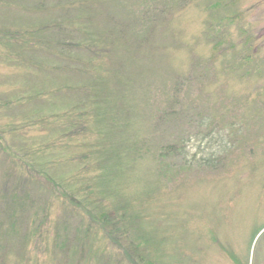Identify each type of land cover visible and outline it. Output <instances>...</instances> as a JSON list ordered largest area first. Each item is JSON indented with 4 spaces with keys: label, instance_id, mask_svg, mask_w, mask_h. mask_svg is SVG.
<instances>
[{
    "label": "rangeland",
    "instance_id": "rangeland-1",
    "mask_svg": "<svg viewBox=\"0 0 264 264\" xmlns=\"http://www.w3.org/2000/svg\"><path fill=\"white\" fill-rule=\"evenodd\" d=\"M84 5L78 6L84 28L103 38L112 28L124 30L125 38L132 35V19L143 10L154 28L142 38L147 42L143 50L114 44L109 37L106 57L97 60L89 58L92 49L69 46V54L81 62L34 57L30 44L0 45V196L18 186L16 196L22 190L48 206L44 219L35 220L37 235L25 250L18 252V237L19 242L0 253V264H76L78 252L65 260L52 252L50 227L62 218L64 200L62 191L53 190L36 171L45 168L51 177L79 188L82 179L91 181L100 174L91 164L101 167L104 161L108 168L103 182L112 187L111 202L125 204L127 214L138 217L146 251L156 264H264V0H86ZM32 9L34 0H4L0 29L20 31L34 42V28L48 17L34 16ZM208 34L213 43L226 42L217 44L215 52ZM235 52L239 58L250 54L249 64L233 59ZM117 62L124 65L126 86L119 109L108 119L110 100L97 94L102 76H94L93 69ZM86 65L88 73L81 71ZM173 95L179 101L174 109L185 117L156 122L170 111ZM206 108L218 125L198 129L196 113L208 115ZM90 114L93 118L86 121ZM79 117L83 123L65 141L63 133ZM134 139L146 140L147 155H135L133 166L129 142ZM83 142L91 144L72 149ZM173 144L184 146L186 160L166 151L157 158L160 147ZM222 144L228 146L226 153L215 156L223 162L213 169L196 165ZM86 185L91 184L82 189ZM87 191L83 189L77 203L86 199ZM91 224L96 236L80 264H114L124 256L122 249ZM112 229L107 227V233ZM125 260L120 264H127Z\"/></svg>",
    "mask_w": 264,
    "mask_h": 264
},
{
    "label": "trees",
    "instance_id": "trees-1",
    "mask_svg": "<svg viewBox=\"0 0 264 264\" xmlns=\"http://www.w3.org/2000/svg\"><path fill=\"white\" fill-rule=\"evenodd\" d=\"M3 1L4 0H0V4ZM84 3H86V0H34V9H32L34 11V16L41 14V15H47L48 17V19L46 18L47 20L44 21V23H38V25L34 28V32H33L34 42L33 39L26 40L23 35L24 33L20 31L11 32L9 29H0V45L6 48L8 44L15 45L17 43L21 47H25L26 45L30 44L34 46V57L41 58L43 56L44 58L45 55L47 58L53 57L54 59H59V60H74V61H80V59L79 58L76 60L73 59L74 56L69 54L70 52V48H68L69 46H75L76 49H78L79 51L80 50L82 51V49L88 51V48L92 49L94 53L92 52L93 55H91L90 53L89 58L92 57L93 59L97 60L101 57L104 58L106 57L105 46L110 44L108 40L109 37L112 36H113L114 44L121 45L120 42H122L124 46L127 47L128 49L129 48H132V50L144 49L145 47L144 45H146L147 42L144 39L142 40V38H144L150 32V30H152L151 28L153 27L154 24V22L152 21V17L148 15V12L146 10H143L145 6H143V8L141 9V11L143 10V12L140 14V16L135 15L132 19L135 21L136 24L132 26L133 37L132 35H130L129 37L125 38L127 33L124 32V30L115 31V29L112 28L109 31V34L106 35L105 38H103V36L100 33L96 32L92 28H84L86 23L81 18L80 9L78 8V6H82V7L84 6L83 8H85L86 6L84 5ZM71 16L73 17V19L70 18ZM64 23H66V25ZM72 27L75 28V30L74 29L69 30V28ZM112 27H114V24L112 25ZM115 28L117 27L115 26ZM144 29L145 31H143ZM73 32H75L77 35H73ZM144 33L145 35L143 36ZM47 34H49L50 38L44 41L43 40L44 38L42 39V37H46ZM55 35L56 38L55 39L52 38ZM134 38H138V39L135 40ZM207 38L208 41H211L212 45L214 44L213 50L215 52L218 49L219 44H221L222 42H226V39L224 38L223 40L220 39L215 43H213L214 37H212L211 34L210 36L208 34ZM247 39L251 40V37L248 36ZM11 41H15L16 43H11ZM244 47L250 53L251 46H249V44L248 45L245 44ZM236 55L237 53L235 52L234 55L232 56L233 59L235 57L237 60H240L241 62H245V64H249V61L252 57L250 54H248V56L246 57L242 56L241 58H239ZM128 56L130 57V54ZM89 69L90 67L88 68L86 65V67L84 66L82 67L81 71L84 70V72L88 73ZM123 69H124V65L121 62H117L112 65L111 64L97 65L93 69L94 76H102L100 81L97 80V82H100L99 89L98 88L96 89L97 94L98 91H100L104 95L107 94L110 100L108 105L111 108L109 110L111 113L107 115L108 119L110 118L114 110L119 109L121 105V101L123 99L122 97L123 88L126 86L124 80L122 79ZM97 78L98 77H96V79ZM176 95L175 97L174 95L172 96V99L168 105L170 111L165 112L163 115L162 114L159 115L158 116L159 119H157L156 122L159 120L162 121L163 119L166 120L171 118L177 119L178 117L181 119L185 117L183 116L184 113L181 109H174L179 105V101L178 99H176ZM207 110L208 108H206V112L208 113ZM201 113H203L202 117H198L199 115H201ZM89 116L90 118H93V115L90 114L85 118L86 121L87 119H89ZM205 116H207L206 121H205ZM196 118L197 120H199V123H197L198 129H201L202 127L206 128V126L208 129V127H212L214 124L218 125L217 124L218 120L215 119V117L212 114H210V112L208 113V115H205L203 111L197 112ZM213 121H215L216 123H214ZM80 122H82L81 117L77 118L75 122L72 124V127H70L69 130H66L63 133L65 141L68 139L71 140L73 138V135L71 136L72 130L75 126L79 125ZM108 124L112 130L116 128L115 127L116 125L110 123ZM87 127L90 126L88 125ZM89 132H91V130H89ZM245 142L246 140L244 141V144ZM129 143H130V151L133 153L130 163H132L134 166V164L138 161V160L136 161L135 155L140 157L144 153H147V144H146V140L139 141L135 139ZM90 144L91 143L86 144L83 142L82 144L76 143L75 144L76 147H74L75 145L73 144H71V146L74 147L72 149L81 150L83 149V147L87 148L88 146H90ZM63 147L67 148V146H62V148ZM197 147H199V150L202 149L200 148V146ZM227 148H228L227 145L222 144L221 149H219L220 151H218L217 153L209 152L208 156L206 157L202 156L201 159L196 160V165L203 167L205 166L207 168H212V169L215 168V164L217 162L218 163L223 162L221 161L222 159H220L219 156H215V155H219V154L222 155V153H226ZM159 150H160V154H158L157 158L160 155L162 156L163 152L166 151L167 154L171 156L174 157L179 156L182 157L184 160H186L184 146L179 147L177 144H173V145H167L166 147H160ZM146 155L147 154H144L143 156ZM123 156L129 157L126 154H123ZM114 157H115L114 161H116L118 156L116 155ZM107 158L110 159L111 156L108 155ZM147 158L152 160L150 157ZM111 162L112 160H110V165ZM92 165L93 166L96 165V168L94 167L95 170L99 168L100 174L95 175L91 181L89 178H84L81 180L82 185L88 183L91 185H86L83 187V189H85V192L86 189L88 190L86 193V199L81 202L78 201V203L76 202L77 197L80 193L83 192L81 184H79V188L70 187V185L65 183L64 180H61L54 175L53 177L48 175V172L46 171L45 168L41 170L38 169L36 171L38 176H44L46 182L50 181V185L53 190L57 189L58 191H62L60 193L62 199L64 200V204H62L61 207V209H63V214L61 216L62 218L59 219L58 223L55 222L52 225V227H50L51 233L53 232L52 235H54L51 241L53 247L52 252L60 254L63 260H65V258L69 259L70 254H72L73 252H78L79 257L77 258L76 264H80L84 260L82 252L84 251L85 254L86 251H89L87 247L88 245H93L92 244L93 239H95L96 236L97 231L93 227H91L92 225L91 222H92L93 224H96L97 227H99L100 231L105 232V237L109 239L112 245H115L119 249H122L123 251L122 254H124L123 257L121 256L122 260L119 257V259H117L114 264H120V262H122L124 259H126L125 261L127 262V264H156L153 261L152 257L150 256L149 252L146 251L148 243H147V239H145L144 236L141 237L142 232L141 230H139L138 217L127 214L128 208L125 207V204L115 205L114 201L111 202L113 198L111 194V192H113L112 187L103 182V180L106 179L107 177L105 171L108 168L107 164L104 161L101 167H98V163L97 164L92 163L91 166ZM156 178L159 181V176ZM66 180L69 181V179ZM58 187L62 188V190H60ZM155 188L157 187H152L153 190ZM19 189L20 188L18 186H15L10 191L12 193L0 196V200L2 199L4 200L3 206H1L2 204L0 205V253L6 249L7 245L14 244L16 241L19 242L17 240L18 237L20 238V242H19L20 245L17 248L19 250L18 252L25 250V244L30 242L33 236H35V234L37 235L36 233L37 230L34 229L33 227L35 220L37 221V219H40L41 215H42L41 218L44 219L45 217L44 215L48 207L46 206V201L44 200L42 201L40 197L39 199H37L35 195L34 196L29 194L23 195L22 190L20 192V195L16 196L17 194H19L18 193L20 191ZM14 190H16V192H13ZM95 196L98 198L93 199ZM136 197L137 195L134 196V200H136ZM106 199L109 201L110 204H112V207H114L115 209L112 208L111 206L105 205L104 201H106ZM120 210L121 212L119 213ZM112 213H116V216H111ZM85 219L87 221H85ZM107 227L109 228L113 227V229L110 231L113 234L107 233L106 231ZM132 236H134L135 239ZM39 237H41V235H39L37 238ZM136 239H140V240H136ZM122 240H125V242ZM44 242H46V239H44ZM120 243L125 245V248L120 247L121 246ZM40 245L37 246L36 248L37 250L41 247ZM156 248L157 247L153 246L154 250H156ZM128 251H130V253H127ZM1 256L2 255H0V257ZM0 262H1V258H0Z\"/></svg>",
    "mask_w": 264,
    "mask_h": 264
}]
</instances>
